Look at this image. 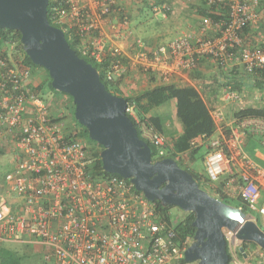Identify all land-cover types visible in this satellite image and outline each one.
<instances>
[{"label": "built area", "instance_id": "built-area-1", "mask_svg": "<svg viewBox=\"0 0 264 264\" xmlns=\"http://www.w3.org/2000/svg\"><path fill=\"white\" fill-rule=\"evenodd\" d=\"M119 1L94 0V13L85 0H60L51 6L54 21L82 35V53L101 62L108 52L107 80L119 78L123 66L118 51H106L98 23L106 18L112 24V15L121 10V21L127 22ZM203 2L206 14L198 18L199 33L190 31L150 51L138 50L135 61L165 83L179 72L192 71L201 57L212 58L218 67L234 60L248 72L264 69L262 46L246 45L241 37L244 28L257 23L259 0ZM151 8L165 16L167 6ZM211 27L217 35H207ZM14 46L0 45V150L10 148L14 163L0 181V242H38L54 264H187V245L178 241L176 223L163 220L155 201L129 178L95 174L92 145L73 136L76 126L63 122L67 114L62 107L53 111L34 92L28 84L32 68L20 53L12 54ZM224 91L229 99L238 98L227 86ZM125 112L137 122L139 137L155 148L157 157H164L163 134L139 119L133 104ZM210 115L214 133L192 141L209 147L204 158L207 186L221 183L229 196L241 197L246 209L261 216L264 231V169L244 151L249 138H257L264 148V117L227 120L221 112ZM241 247L229 252V264L240 263L236 254L246 256Z\"/></svg>", "mask_w": 264, "mask_h": 264}, {"label": "water", "instance_id": "water-1", "mask_svg": "<svg viewBox=\"0 0 264 264\" xmlns=\"http://www.w3.org/2000/svg\"><path fill=\"white\" fill-rule=\"evenodd\" d=\"M48 2L0 0V28L17 30L25 54L47 71L51 87L71 97L74 119L101 146L102 169L129 178L149 200L193 212L195 231L184 251L186 262L227 264L224 228L240 242L251 241L264 251V231L241 206L202 189L176 159L152 160L150 146L125 112V98L107 90L96 68L69 45L61 28L49 22Z\"/></svg>", "mask_w": 264, "mask_h": 264}, {"label": "crops", "instance_id": "crops-1", "mask_svg": "<svg viewBox=\"0 0 264 264\" xmlns=\"http://www.w3.org/2000/svg\"><path fill=\"white\" fill-rule=\"evenodd\" d=\"M145 1H119V4L127 12L128 17L126 23L121 21L119 15H113L111 17L112 20L114 19L112 24L106 18L100 19L98 23L105 41L106 51L114 49L121 55L123 72L115 80L117 81V90L122 96L137 95L147 89L165 84L156 73L147 72L140 63L135 61L134 55L138 50L150 51L156 46L167 43L181 34L190 31L195 34L200 32L197 22L198 18H200L198 3L201 0ZM85 2L91 9V12L94 13L96 6L94 0H85ZM158 2H162V5L167 6L168 11L166 10L165 16H161L158 12L151 10V7L149 8L151 4H157ZM148 9H150L153 17L148 13ZM256 12L258 14L257 23L247 27L248 29L245 28L246 30L242 34V41L246 45H260L264 49V0H259ZM217 33L218 30H215L213 27L207 31L208 36H214ZM232 72L235 73L236 78L243 79L244 82L242 91H234L237 94V99H229L227 92L224 91L225 86L223 87L226 82L225 76L230 77V73L232 75ZM34 79L35 73L33 72L32 76L28 79V84L32 87L34 85ZM169 83L179 86H193L206 103L210 114L221 112L227 120L233 118V113L227 117L224 115L225 113H229L231 110L235 112L242 109L241 104H244V101L249 98L247 96L245 100L243 99L246 93L249 92V88H251L253 105L264 108V76L262 77L260 74H255L254 76L246 75L241 65L234 60L229 61L225 67H218L212 58L201 57L192 71H183L173 75ZM250 102L251 100H248L247 104H250ZM146 114L160 118L163 124L162 134L168 144L172 139L185 131L182 122L177 116L176 101L174 98H169L163 103L152 107ZM196 138L193 140L195 141ZM248 143H250V149L254 150L252 157L246 152ZM205 145L207 146V144ZM258 146H261V144L257 138H249L245 142L244 151L249 160L264 169V152H261L262 150ZM199 147H201L200 144ZM179 155L182 157V165L192 169L195 154L192 160L189 159V162L186 163L184 161L186 159L183 158L185 154ZM205 172L204 161V173L199 175H201V183L207 186ZM5 244L18 245L20 243L0 242V247H5ZM9 249L12 250L11 247Z\"/></svg>", "mask_w": 264, "mask_h": 264}, {"label": "trees", "instance_id": "trees-1", "mask_svg": "<svg viewBox=\"0 0 264 264\" xmlns=\"http://www.w3.org/2000/svg\"><path fill=\"white\" fill-rule=\"evenodd\" d=\"M60 0H49L48 6H47V17L51 24L61 28L64 32V36L66 40L68 41L69 45L76 50L77 54L84 58L87 62H90L97 70L99 74L100 80L104 83L107 90L110 92L122 96L118 90H117V81L114 80H107L105 77V72L107 69V65L109 63V59L111 57L108 55V52H106V55L104 57V60L101 62L95 61L93 58L89 57L88 55L81 52L82 47V35L74 31L72 28H67V25L64 22H56L52 19L51 15V6L58 3ZM139 1V0H138ZM142 1V0H140ZM144 2H146L144 0ZM149 3V2H148ZM150 4V3H149ZM152 5V4H151ZM149 6V8L151 7ZM157 5H162V2H158ZM199 7V14L205 15L206 14V8L203 0H201L198 3ZM168 8L165 9V11ZM152 10V8H151ZM168 11V10H167ZM127 15V12H125ZM114 15V14H113ZM112 15V16H113ZM120 19L123 20V11H119L118 14ZM128 17V16H126ZM213 20H217L218 17L212 16ZM248 29V28H247ZM246 29L244 28L242 31V34L244 33ZM97 35V33H95ZM242 37V35H241ZM6 42H14V50L12 54H18L20 53L23 56V61L26 65H29L32 68V71L34 72L35 68H43L41 66L35 65L31 62L29 57L25 54L21 41H20V33L17 30L13 29H1L0 28V45ZM242 67V66H241ZM44 69V68H43ZM243 69V68H242ZM45 70V69H44ZM44 81H42L40 84H38L36 87H33V90L35 93H38L41 95L40 91L43 90V87L47 85V88L49 87L50 90L54 92H58L60 94H65L59 91L54 90L51 87V78L49 77L47 71ZM243 72L246 75L254 76L255 74L260 76H264V69H258L256 71L248 72L246 70H243ZM117 79V78H116ZM226 82L224 83V86H227L231 91H242L243 90V79L240 80L238 77L236 78V75L234 72H232V75L230 73V77L225 76ZM48 82V83H47ZM59 94V95H60ZM71 103L72 99L70 96H68ZM127 102V104H133L134 105V112L136 116L144 120L146 123H148L149 126H151L155 131L159 132L160 134L163 133V124L158 116H152L147 115L146 113L154 106H157L161 103H163L165 100L169 98H174L176 101V112L177 116L182 122V125L185 128V131L177 136L176 138L172 139V141L168 144L166 143V153L164 157H170L173 159H176L179 166L186 169L188 172H190L193 177L198 182L199 186L201 183V175L196 173L194 170L190 169L189 167L183 166L181 163L182 157H180L179 154H185V156L189 155V158L192 160L194 157L195 152L200 148L199 145L194 146L192 145V141L194 138L205 135L203 139H206L207 136L212 135L214 133L215 125L214 121L210 115V111L204 102V100L201 98L199 92L196 88L190 85H175L172 83H165L163 85L155 86L153 88L147 89L137 95H131V96H123ZM73 111H74V105L72 103V121L74 125L76 126L74 129L76 130L75 134L73 136L79 137L82 140L88 141L91 140L87 134L86 128L79 124L73 117ZM132 122L134 123L138 136L140 134L139 127L137 125V122L135 119L127 114ZM247 115H254V116H260L264 117V108L261 107H245L242 109H239L235 112H233V117L236 116H247ZM92 142V141H91ZM95 142H92L93 144ZM146 143L151 148V157L152 160L160 159L156 156V150L155 148L148 142ZM203 144V143H202ZM200 144V146H204ZM98 145V144H97ZM206 146V145H205ZM93 147V146H92ZM100 147V146H99ZM101 148V147H100ZM94 149V150H93ZM93 153L96 155V163H95V174L97 176H110V175H116V173H108L102 169L101 161L99 158V149H95L93 147ZM98 150V151H97ZM209 147L206 146V153H208ZM205 153V155H206ZM163 158V157H161ZM201 187V186H200ZM202 188V187H201ZM206 191L213 195L214 197L219 198L223 202L238 205L241 206L243 210L246 208V205L243 203L241 197H232L229 196L226 191L222 189V184H211V186L207 187ZM156 204V212L160 215V217L165 220L168 224H171V214L169 213V207L162 206L159 201H155ZM194 219L193 212H187V215L179 222L175 224V230H176V237L178 241L185 242L188 246L191 241H193L194 231L195 227L192 225V221ZM249 245L256 246L255 243L251 241H243L242 242V248L245 250ZM261 249V248H260ZM226 250L228 252V263L230 261V255L228 251V246H226ZM262 250V249H261ZM242 255V254H240ZM12 251L10 249H7L5 247H0V264H12Z\"/></svg>", "mask_w": 264, "mask_h": 264}, {"label": "rangeland", "instance_id": "rangeland-1", "mask_svg": "<svg viewBox=\"0 0 264 264\" xmlns=\"http://www.w3.org/2000/svg\"><path fill=\"white\" fill-rule=\"evenodd\" d=\"M193 1V0H192ZM191 1V4H192ZM199 1V0H198ZM148 13L150 14L151 17L152 13L150 9H148ZM148 22V21H146ZM182 35V34H181ZM177 37V36H176ZM35 79H34V85L33 87H36L38 84H40L42 81L47 78L46 72L43 68H35ZM48 83V82H47ZM249 92L246 93V95L243 97L245 100L247 96L249 98L244 101V104H241L242 108L245 107H255L252 103V94H251V88L248 90ZM41 96L46 104L50 106V108L55 111L59 107L63 108V111L67 116L63 118L64 123L72 124V117L69 116L68 114L71 115V110H72V103L68 97V95L65 94H60L56 93L52 90L47 88V85L43 87V90L40 91ZM60 94V95H59ZM241 97V96H240ZM242 99V98H241ZM251 100L250 104H247V101ZM242 102V101H240ZM233 113L231 110L229 113H225L224 115L230 116ZM86 144L92 145L95 149H99V144L96 143L93 140H88L85 141L83 140ZM95 142L91 144L92 142ZM98 144V145H97ZM101 147V146H100ZM250 143L247 144L246 147V152L252 157L254 150L250 149ZM261 152H264V148L261 146H258ZM205 153H206V146H201L195 153V159L192 162V169L198 173V174H203L204 173V158H205ZM186 162H189V155L183 157ZM13 155H12V150L10 148L5 149V147L0 150V179L2 181L3 175L10 172L13 169ZM189 164V163H188ZM200 186L202 189L206 190L208 186H205V184L200 183ZM213 196V195H212ZM245 210L244 213L250 214L252 217L256 219V223L258 224L259 227L263 229V226L261 225V216L256 214L255 212H251L248 209L244 208ZM188 211H184L177 206H171L169 207V213L171 214L172 217V222L177 223L181 221L186 215ZM224 235L227 238V246H228V251L231 252L234 250V246L242 245V242L237 240L234 237L233 231H229L226 228L223 229ZM7 249L10 247L12 248V259L13 263L12 264H54L52 257H47V251L43 245L39 244L38 242H30V243H20L18 245H4ZM246 256L245 255H240L236 254L237 262L236 264H264V251H262L257 245L256 246H251L249 245L246 248ZM187 264H198L197 261H188Z\"/></svg>", "mask_w": 264, "mask_h": 264}, {"label": "flooded vegetation", "instance_id": "flooded-vegetation-1", "mask_svg": "<svg viewBox=\"0 0 264 264\" xmlns=\"http://www.w3.org/2000/svg\"><path fill=\"white\" fill-rule=\"evenodd\" d=\"M170 207H171V206H170ZM191 242H192V241H191ZM191 242H190V243H191Z\"/></svg>", "mask_w": 264, "mask_h": 264}, {"label": "clouds", "instance_id": "clouds-1", "mask_svg": "<svg viewBox=\"0 0 264 264\" xmlns=\"http://www.w3.org/2000/svg\"><path fill=\"white\" fill-rule=\"evenodd\" d=\"M263 251V250H262Z\"/></svg>", "mask_w": 264, "mask_h": 264}]
</instances>
